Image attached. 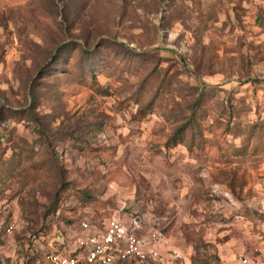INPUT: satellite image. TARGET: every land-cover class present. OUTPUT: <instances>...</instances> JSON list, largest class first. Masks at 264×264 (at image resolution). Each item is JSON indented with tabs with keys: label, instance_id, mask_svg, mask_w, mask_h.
<instances>
[{
	"label": "rangeland",
	"instance_id": "374dc122",
	"mask_svg": "<svg viewBox=\"0 0 264 264\" xmlns=\"http://www.w3.org/2000/svg\"><path fill=\"white\" fill-rule=\"evenodd\" d=\"M111 217L127 264L264 261V0H0V264Z\"/></svg>",
	"mask_w": 264,
	"mask_h": 264
},
{
	"label": "built area",
	"instance_id": "2783aa9c",
	"mask_svg": "<svg viewBox=\"0 0 264 264\" xmlns=\"http://www.w3.org/2000/svg\"><path fill=\"white\" fill-rule=\"evenodd\" d=\"M12 226L8 227L10 231ZM87 222L81 223V231L73 237L64 251L48 254V264H127L131 260L158 262L160 253L148 247L143 237L135 233L121 219L111 217L96 226L90 233ZM155 238V234H153ZM66 248V249H65ZM233 264H253L252 259L240 255ZM254 264H264L261 263Z\"/></svg>",
	"mask_w": 264,
	"mask_h": 264
},
{
	"label": "trees",
	"instance_id": "16d2710c",
	"mask_svg": "<svg viewBox=\"0 0 264 264\" xmlns=\"http://www.w3.org/2000/svg\"><path fill=\"white\" fill-rule=\"evenodd\" d=\"M194 108L191 111L189 122L188 123H184L183 126H181L180 128H178L176 130V135H175V140L174 143L177 144L179 143L182 139L179 137L181 130L185 127V126H191L192 127H196L199 124V119L200 117H203V113H199V109L201 108V104H199V102L194 104ZM205 110H203L204 112ZM187 124V125H186ZM243 152L245 153H251V154H258L259 152L262 151V149L259 146H255V147H250L249 142L247 144V146L245 145L242 149ZM55 156H57V154L55 153Z\"/></svg>",
	"mask_w": 264,
	"mask_h": 264
}]
</instances>
